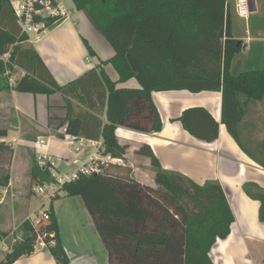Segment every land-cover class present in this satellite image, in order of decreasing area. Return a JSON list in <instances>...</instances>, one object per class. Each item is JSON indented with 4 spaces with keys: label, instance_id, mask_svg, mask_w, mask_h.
<instances>
[{
    "label": "trees",
    "instance_id": "1",
    "mask_svg": "<svg viewBox=\"0 0 264 264\" xmlns=\"http://www.w3.org/2000/svg\"><path fill=\"white\" fill-rule=\"evenodd\" d=\"M71 7L84 11L112 47L113 56L100 64H111L117 80H111L102 67L64 85L39 73L37 68L43 64L31 46L22 44L27 34L20 29L11 0H0V92H60L92 110L85 111L91 115L95 111L81 88L89 78L101 83L105 121H97L96 133L88 136L81 130V117L70 112L64 134L101 139V155L114 158H122L127 149L118 143L117 127L141 133L161 131L153 91L220 92L221 123L241 150L264 170V134L249 139L243 131L256 127L249 114L264 98V69L230 73L232 59L245 45L231 34L226 0H71ZM45 26H54L52 19ZM83 40L88 54H95ZM12 65L26 73L10 84ZM130 78L138 81L139 88L116 87ZM175 120L201 142L210 143L218 137V122L204 107L187 108ZM4 134L0 130V136ZM135 153L150 159L154 187L142 186L128 175L113 174L110 163L102 165L98 173L79 174L62 186L64 196L82 201L102 243L106 264H214L211 250L217 239L228 236L234 221L222 186L215 180L197 184L163 169L146 144ZM12 155L13 149L0 142L1 188L9 185ZM30 160L32 183L54 180L46 164L34 155ZM242 189L258 201V219L264 223V188L244 183ZM47 212L48 219L40 217L38 226L29 220L21 223V237L0 264H13L30 255L38 230L52 234L46 239L47 249L57 263L68 264L52 204ZM7 235L0 230V241Z\"/></svg>",
    "mask_w": 264,
    "mask_h": 264
},
{
    "label": "crops",
    "instance_id": "2",
    "mask_svg": "<svg viewBox=\"0 0 264 264\" xmlns=\"http://www.w3.org/2000/svg\"><path fill=\"white\" fill-rule=\"evenodd\" d=\"M226 3L231 34L245 45L232 59L230 73L236 75L233 67L237 61L236 67L249 65L248 68H244L247 70L243 71L264 69V30H261L260 25L264 21V0H249L250 14L247 19L237 14L235 0H226ZM83 39L88 42L95 54H88ZM22 44L31 46L40 58L43 65L38 66V72L53 79L58 85H64L91 70L98 72L101 67L111 80L116 81L118 78L111 64H100L111 58L114 51L84 11L69 8V15L66 18L34 35L28 33ZM241 56L247 59L245 63L240 61V58L243 59ZM7 57V54L3 56L4 59ZM25 73L24 68L12 65L9 77L17 81ZM139 86L135 78L116 84L117 88ZM81 89L95 111L91 112L93 113L91 115L86 112L90 113L92 110L78 105L75 100L60 92L48 95H34L15 90L0 92V130L5 131V134L0 136V142L8 144L13 149L9 164V185L0 187V230L8 233L6 238L0 241V260L21 237L18 229L23 220L28 216H38L40 204L46 202L43 200L39 203L35 194L32 196L35 198L33 201L32 197L21 190L23 184L19 185L21 182L31 180V155L36 158V155L41 153L57 158L60 167L57 172L60 173L75 169L73 159L84 161L92 155L103 156L100 152L101 139H85L101 141V145L97 147L91 146L89 142L83 146H79L78 143L69 144L64 139V128L70 112L73 117H81V130L87 135L96 133L97 121H105L102 115L103 109L105 111V102L102 104L101 100L103 85L96 81L92 82L89 78L84 81ZM151 96L161 120V131L141 133L117 127L115 136L118 143L127 145V149L121 162L110 164L111 172L119 176L128 175L140 181L141 167L150 169V159L136 154L135 151L146 144L158 158L163 169L178 172L197 184L218 181L224 190L234 221L228 236L216 240L211 250L213 263L264 264V223L258 219L259 203L248 197L242 189L244 183H254L264 188V170L241 150L221 123V93L168 90L153 91ZM70 105L73 106L71 110ZM261 105L264 106V98L262 103L255 107ZM192 107H204L218 122V137L215 141L206 143L197 140L183 129L178 120H175L185 109ZM37 137L44 138L46 143L36 146L34 142ZM151 172L153 173V170ZM61 200V197L53 199L48 201V205L52 204L57 217L59 235L68 264H96L87 260L86 250L89 248L83 247H87L86 245L78 247L79 244L71 243L72 241L62 233L59 210L62 203L55 208L53 202ZM42 211H46V208L43 207ZM83 212L87 226L98 237L85 207ZM98 239L100 240L99 237ZM13 264L59 263L54 260L47 248L36 247L30 255L20 257ZM103 264H106L105 252Z\"/></svg>",
    "mask_w": 264,
    "mask_h": 264
},
{
    "label": "built area",
    "instance_id": "3",
    "mask_svg": "<svg viewBox=\"0 0 264 264\" xmlns=\"http://www.w3.org/2000/svg\"><path fill=\"white\" fill-rule=\"evenodd\" d=\"M13 12L17 18L22 33L28 34L32 31H40L45 27L47 20L52 19L61 21L69 15V10L65 5L64 0H11ZM235 7L237 14L247 19L250 14L249 0H235ZM9 83L13 84L15 81L9 77ZM64 139L69 144L78 143L79 146H83L86 142H89L91 146H100L101 141H86L85 139L69 134H64ZM46 141L42 137H37L34 144L36 146L45 144ZM36 159L46 164L54 177V180L50 182H43L35 184L33 187V193L37 196H43L46 200H53L59 197H63L65 192L62 188L65 182L74 180L79 174L90 175L92 173H98L101 171V166L109 163L120 162L121 159L111 158L110 156H89L84 161L79 159H73L72 164L75 165V169L71 172H57L60 168L58 166V159L46 154H37ZM62 161V160H61ZM44 219H48L49 214L47 211H42ZM26 220H29L32 225L38 226L40 222L38 216H28ZM52 236L47 231H37V239L35 248H47L48 237Z\"/></svg>",
    "mask_w": 264,
    "mask_h": 264
},
{
    "label": "rangeland",
    "instance_id": "4",
    "mask_svg": "<svg viewBox=\"0 0 264 264\" xmlns=\"http://www.w3.org/2000/svg\"><path fill=\"white\" fill-rule=\"evenodd\" d=\"M64 1H65V5L67 9L69 10V8H71V0H64ZM55 21L56 20H54V23H53L54 25L59 22V21L57 22ZM260 25H262L261 30H264V21H262ZM44 29H46V26L43 28V30ZM34 33H37V32L32 31L29 34L34 35ZM241 57H243V59L240 58V61L245 63L247 59L245 58V56H241ZM237 63L238 61L233 67L234 74H239L241 72H244L243 70H247L244 68H248L249 66L247 64L244 67H236ZM244 63L242 64L244 65ZM251 113L249 114V121L255 123V126H256L255 129L259 131L254 132L256 131L255 129L250 130V128H247V127L243 129V131H245L244 136L249 137V139H252L251 138L252 136H262L264 134V106L261 105V106L254 107L253 112ZM106 156H110V155H105V157ZM111 158H114V157H111ZM115 159H121V158H115ZM115 163H119V162H114L110 164H115ZM141 168H142V172L139 174L140 181L138 180L136 181L142 186L154 187L155 186V183L153 180L154 174L151 172L152 171L151 168L147 170L143 169V167ZM112 171L115 173L114 170ZM21 184H23L21 186V190L25 194H27L30 198L32 196H35L33 193V187L35 186V184L32 183L31 180L30 182L26 180L24 183L23 182L19 183V185ZM61 199H62L61 201H53V202H54L55 208L57 205L59 207V205L62 203L59 208L62 233L66 235L72 241L71 243L79 244L78 247H80L81 245H86L87 247L85 246L83 247L89 248V250H86L88 261H93L96 264H103V256H104V252L102 248L103 246L100 240L98 239V237L96 236V234L86 224V219L84 217V212H83L84 205L82 201L80 200L79 197L70 198L67 196H63L61 197ZM43 200L46 201L44 204L41 203V201ZM33 201H35V198H33ZM48 201H52V200H46L43 196H38V202L41 203L40 207L38 208V218L43 217L42 216L43 207L46 208V211H48V208H49ZM26 219L27 218H25L24 220ZM18 231H20V229H18Z\"/></svg>",
    "mask_w": 264,
    "mask_h": 264
}]
</instances>
